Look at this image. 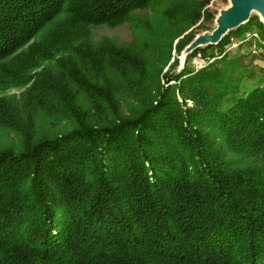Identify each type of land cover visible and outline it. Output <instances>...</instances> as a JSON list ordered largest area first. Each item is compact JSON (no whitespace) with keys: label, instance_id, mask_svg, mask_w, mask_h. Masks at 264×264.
<instances>
[{"label":"trees","instance_id":"1","mask_svg":"<svg viewBox=\"0 0 264 264\" xmlns=\"http://www.w3.org/2000/svg\"><path fill=\"white\" fill-rule=\"evenodd\" d=\"M208 2L0 0V264H264V85L188 64L251 18L172 61Z\"/></svg>","mask_w":264,"mask_h":264},{"label":"rangeland","instance_id":"2","mask_svg":"<svg viewBox=\"0 0 264 264\" xmlns=\"http://www.w3.org/2000/svg\"><path fill=\"white\" fill-rule=\"evenodd\" d=\"M237 0H209L206 11H209L212 16L209 19L202 18L190 30L194 32V39L192 41L204 39L212 36L218 29L219 18L227 11L237 7ZM251 22L243 32L232 34L228 37L227 42L219 47H209L205 53H199L194 58L189 60V65L193 68H201L204 63L212 62L215 58L213 53L219 54L217 57L236 58L242 64L239 68H229L228 76L233 81L234 85H238L239 89H244L247 86L253 87L257 84L264 85V15L260 5L255 6L251 11ZM200 24V25H199ZM92 30L96 38L102 36L116 37L123 43L130 41L133 38L132 31L127 22H122L118 25L100 24L93 25ZM188 30L186 33H188ZM257 32L261 40L257 37H247V33ZM191 43V44H192ZM189 44L187 47H189ZM204 54L207 56L205 57ZM178 59V70H180L186 61L185 53H178L174 51V58L172 61ZM224 69L225 66L221 65ZM247 66V68H246ZM11 93H18L19 90L13 89ZM193 102L190 101L189 104ZM7 142V137L0 136V144Z\"/></svg>","mask_w":264,"mask_h":264},{"label":"water","instance_id":"3","mask_svg":"<svg viewBox=\"0 0 264 264\" xmlns=\"http://www.w3.org/2000/svg\"><path fill=\"white\" fill-rule=\"evenodd\" d=\"M236 2V8L225 12L219 18L218 29L215 33L212 36H208L201 40L198 39L193 43L191 42L192 44L190 43L191 45L184 50L185 56L200 46L218 43L224 35L228 34L231 30L248 22L251 17V11L255 6L260 5L264 15V0H237Z\"/></svg>","mask_w":264,"mask_h":264},{"label":"built area","instance_id":"4","mask_svg":"<svg viewBox=\"0 0 264 264\" xmlns=\"http://www.w3.org/2000/svg\"><path fill=\"white\" fill-rule=\"evenodd\" d=\"M247 34H251V36L250 35H246V38L247 37H252V36H255V37H257L259 40H261V37H260V35L257 33V32H251V33H247ZM248 39V38H247Z\"/></svg>","mask_w":264,"mask_h":264}]
</instances>
